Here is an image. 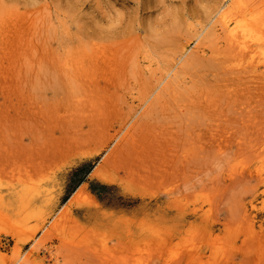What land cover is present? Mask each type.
<instances>
[{
	"label": "rangeland",
	"instance_id": "obj_1",
	"mask_svg": "<svg viewBox=\"0 0 264 264\" xmlns=\"http://www.w3.org/2000/svg\"><path fill=\"white\" fill-rule=\"evenodd\" d=\"M227 1L0 0V264H264V63Z\"/></svg>",
	"mask_w": 264,
	"mask_h": 264
},
{
	"label": "bare ground",
	"instance_id": "obj_2",
	"mask_svg": "<svg viewBox=\"0 0 264 264\" xmlns=\"http://www.w3.org/2000/svg\"><path fill=\"white\" fill-rule=\"evenodd\" d=\"M263 5L264 4L261 6ZM258 8L255 9V7H249L246 0H228L215 11L214 16L212 17V19H216L217 23L220 24V28H222L221 30L224 31V35L226 34L225 36L229 41V45H231V48L233 49H231L232 52H235L231 59L232 62H234V65L239 66L240 68L251 67L254 69L253 71H256L255 68H258L259 60H263L264 63V14L261 12H259V14V10L257 11ZM201 33L202 31L196 34L194 51L191 50L193 53H197L198 51L203 54L204 52V47L201 45L202 41H199L201 44L198 43ZM186 52L187 50L179 55L180 59L188 54H186ZM44 185V183H32L25 187L23 192L17 196L19 202H22L21 208L34 209L37 206V199L45 191ZM2 198H4V195L0 193V200H2ZM7 250H9L8 247L2 248L0 246V258L5 257L8 252ZM29 253L25 256V260L33 255V252L30 251ZM22 257V255H19L17 260Z\"/></svg>",
	"mask_w": 264,
	"mask_h": 264
}]
</instances>
